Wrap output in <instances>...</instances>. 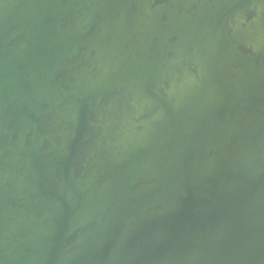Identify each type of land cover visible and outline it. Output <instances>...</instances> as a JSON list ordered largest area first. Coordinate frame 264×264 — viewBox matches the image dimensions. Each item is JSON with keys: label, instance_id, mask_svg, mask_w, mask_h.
Instances as JSON below:
<instances>
[{"label": "water", "instance_id": "water-1", "mask_svg": "<svg viewBox=\"0 0 264 264\" xmlns=\"http://www.w3.org/2000/svg\"><path fill=\"white\" fill-rule=\"evenodd\" d=\"M0 264H264V0H0Z\"/></svg>", "mask_w": 264, "mask_h": 264}]
</instances>
